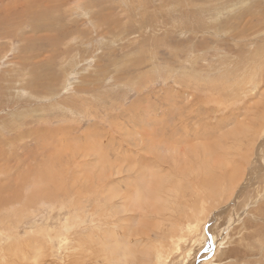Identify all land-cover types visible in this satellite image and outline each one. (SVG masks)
Listing matches in <instances>:
<instances>
[{
  "label": "rangeland",
  "instance_id": "1",
  "mask_svg": "<svg viewBox=\"0 0 264 264\" xmlns=\"http://www.w3.org/2000/svg\"><path fill=\"white\" fill-rule=\"evenodd\" d=\"M0 254L264 264V0H0Z\"/></svg>",
  "mask_w": 264,
  "mask_h": 264
},
{
  "label": "bare ground",
  "instance_id": "2",
  "mask_svg": "<svg viewBox=\"0 0 264 264\" xmlns=\"http://www.w3.org/2000/svg\"><path fill=\"white\" fill-rule=\"evenodd\" d=\"M35 178H36V176H35ZM226 178H227V177H226ZM39 179H41V178L39 177ZM223 180H224V179H223ZM231 180H232V179H231ZM160 181H161V180H160ZM96 182H97V181H96ZM98 182H99V181H98ZM202 182H203V181H202ZM230 182H231V181H230ZM219 183H221V182H219ZM97 184H98V183H97ZM217 184H218V183H217ZM217 184H216V185H217ZM220 185H221V184H220ZM40 186H42V185H40ZM156 186H157V189H158V187H159V183H158ZM203 186H204V185H203ZM102 187H103V185H102ZM229 187H230V186H229ZM92 188H93V186H92ZM99 189H100V188H99ZM157 189H156V190H157ZM96 190H97V189H96ZM140 192H141V191H140ZM217 192H218V191H217ZM212 193H213V192H212ZM224 193H225V192H224ZM87 194H89V193H87ZM138 195H139V194H138ZM140 198H141V197H140ZM201 199L204 200L205 197H200V198H199V201H200ZM138 201H139V200H138ZM204 202H205V201H204ZM153 206H154L153 204H151V203L149 204V207L153 208ZM205 213H206V212H205ZM206 214H207V213H206ZM112 216H113V215H112ZM204 217H205V216H204ZM83 218H84V217H83ZM196 218H197V217H196ZM196 218H195V219H196ZM80 219H81V218H80ZM64 223H66V222H64ZM73 225H74V224H73ZM68 226H69V224H67V225L64 224V227H68ZM197 226H198V225H197ZM62 228H63V227H62ZM69 228H70V227H68V229H69ZM177 228H178V227H177ZM38 229H39V228H38ZM38 229H37V230H38ZM41 229H42V228H41ZM47 229H48V228H47ZM59 229H60V228H59ZM60 230H64V229H60ZM65 230H67V229H65ZM112 230H113V229H112ZM112 230H111V231H112ZM177 230H178V229H176L175 231H177ZM191 230H192V229H191ZM42 231L47 232V231H45V229L42 230ZM58 231H59V230H58ZM70 231H71V229H70ZM188 231H189V230H188ZM38 232H39V230H38ZM48 233H49V232H48ZM173 233H174V232H173ZM185 233H186V232H185ZM107 234H108V233H107ZM107 234H106V235H107ZM57 235H58V234H57ZM57 235H56V236H57ZM187 235H188V234H187ZM89 236H90V235H89ZM113 236H114V235H113ZM91 237H92V236H91ZM67 238H68V237H67ZM108 238H109V237H108ZM122 238H123V237H122ZM43 239H44V238H43ZM101 239H102V238H101ZM105 241H106V240H105ZM15 242H17V241H15ZM61 242H63V239H62ZM108 242H110V240H109ZM23 243H24V242H23ZM103 243H105V242H103ZM13 244H14V243L10 244V245L7 247L6 250H8V251L11 252L10 249H12V248L14 247ZM21 244H22V243H21ZM115 245H117V244L115 243ZM112 246H114V245H112ZM125 246H126V245H125ZM125 246H121V247L124 248ZM175 246H176V245H175ZM20 247H21V246H20ZM27 247H28V246H27ZM114 247H115V246H114ZM40 248H41V247H39L38 249H40ZM38 249H37V250H38ZM117 249H118V248H117ZM120 249H121V248H120ZM175 249H176V248H175ZM175 249H174V250H175ZM20 251H21V250H20ZM24 252H25V251H24ZM37 252H38V251H37ZM14 253H15V252H14ZM19 254H20V253H19ZM22 255H23V254H22ZM37 255H38V254H37ZM25 257H26V256H25ZM0 264H6V263L4 262V258L1 257V254H0ZM9 264H12V263H9Z\"/></svg>",
  "mask_w": 264,
  "mask_h": 264
}]
</instances>
